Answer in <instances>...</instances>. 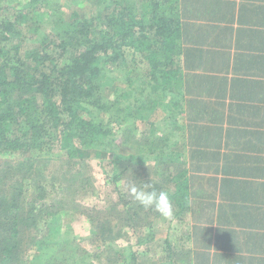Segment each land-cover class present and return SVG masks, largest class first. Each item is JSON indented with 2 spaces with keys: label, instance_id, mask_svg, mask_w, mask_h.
<instances>
[{
  "label": "trees",
  "instance_id": "16d2710c",
  "mask_svg": "<svg viewBox=\"0 0 264 264\" xmlns=\"http://www.w3.org/2000/svg\"><path fill=\"white\" fill-rule=\"evenodd\" d=\"M175 1L0 0V264L137 262L107 245L114 218L117 238L138 234L143 257L156 244L140 229L166 220L127 191L144 183L167 191L175 209L162 241L168 258L157 264H184L177 220L192 223L194 264H244L224 251L241 252L238 230L262 224L264 160L223 155L217 135L181 125L184 116L212 124L221 110L173 105L182 88H209L172 68ZM81 222L92 223L103 253L83 245L73 228ZM256 236L243 244L250 253Z\"/></svg>",
  "mask_w": 264,
  "mask_h": 264
},
{
  "label": "crops",
  "instance_id": "0c3cea01",
  "mask_svg": "<svg viewBox=\"0 0 264 264\" xmlns=\"http://www.w3.org/2000/svg\"><path fill=\"white\" fill-rule=\"evenodd\" d=\"M167 8V16H173L174 27L178 26V31H173L172 41L168 42L172 68L181 70L184 79L203 80L210 88L201 94L197 87L195 92L182 88V96L179 92L173 105L180 107L183 101L184 107L190 109L191 105H207V108L214 104L221 110L212 124L207 117L194 122L196 116H184L181 125L194 123L191 136L210 138L217 135L215 139L220 140L223 155L246 154L254 159L252 166L257 167L260 160H264V0H176ZM168 102L169 98L160 110L167 107ZM208 127L212 128L211 134H207ZM245 143H251L253 149H247ZM256 160H259L257 164ZM263 210L264 202L259 206V211ZM204 221L211 232L218 227L214 220L206 218ZM261 222L264 225V218ZM186 224V239L176 240V249L184 264H194L197 248L191 239L192 223ZM262 224L255 232L249 228L238 230L235 242L241 252L233 251L228 245L224 252L233 259L239 257L244 264H264ZM249 233H258L254 240L256 247L251 253L249 246H243L253 243L245 240ZM258 246L261 247L258 249ZM206 264H211L208 258Z\"/></svg>",
  "mask_w": 264,
  "mask_h": 264
},
{
  "label": "rangeland",
  "instance_id": "374dc122",
  "mask_svg": "<svg viewBox=\"0 0 264 264\" xmlns=\"http://www.w3.org/2000/svg\"><path fill=\"white\" fill-rule=\"evenodd\" d=\"M84 2V3H83ZM86 1H81L80 4L84 5ZM135 72H137V70H135ZM142 75V74H141ZM71 217V223L73 222L74 219H72L73 215H70ZM118 219L114 218V227H112V235L110 236L108 245L107 247L109 248H113L115 251H121L126 249V251L128 253L132 252L135 255H137V262H133L132 260H127L126 264H157L158 262H165L167 261V254L164 253V248L165 246L163 245V237H165L164 234V230L165 228L169 225H172L169 221H164V222H154L155 226L152 230H150V228H143L140 229V234L142 235H148L151 236L149 234H154V236H157V242L156 244H151V245H146L149 246V253L144 255L142 253H139V247L136 244L137 243V235L138 234H133L132 232H124L122 233V237L117 238L120 235V227H118ZM92 224V223H90ZM89 223H85V222H81L78 225H73L74 231L76 233V235H78L79 237L85 238L83 245L87 248V250L93 252V253H103L104 250H106L104 248V246H102L103 244L100 242V236L96 233L94 235V237H91V235L93 234V227L90 225ZM188 224L181 222V221H176L173 223V226L179 227L181 228V230H179L180 232H177L176 236L181 235L182 239H186L183 238V236H186V234H184L183 232V228L185 230ZM116 229V230H115ZM72 232V231H71ZM97 232V231H96ZM149 233V234H148ZM183 234V235H182ZM98 239V240H96ZM107 239V240H108ZM59 242V241H58ZM60 243V242H59ZM162 247V248H161ZM179 251V249H177ZM127 252H125L126 255H128L127 258H130L131 256L129 254H127ZM179 255V254H178ZM177 256V255H175ZM182 256H180L179 260L181 261ZM109 264H114L113 263H109ZM116 264H120V263H116Z\"/></svg>",
  "mask_w": 264,
  "mask_h": 264
},
{
  "label": "clouds",
  "instance_id": "9594fccd",
  "mask_svg": "<svg viewBox=\"0 0 264 264\" xmlns=\"http://www.w3.org/2000/svg\"><path fill=\"white\" fill-rule=\"evenodd\" d=\"M127 191L133 201L145 211L151 210L166 221L174 218L175 209L167 191L156 190L152 183H144L143 186L129 184Z\"/></svg>",
  "mask_w": 264,
  "mask_h": 264
}]
</instances>
